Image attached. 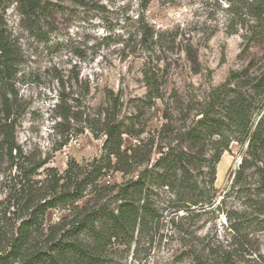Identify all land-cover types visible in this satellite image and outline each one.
Returning a JSON list of instances; mask_svg holds the SVG:
<instances>
[{
    "label": "rangeland",
    "instance_id": "374dc122",
    "mask_svg": "<svg viewBox=\"0 0 264 264\" xmlns=\"http://www.w3.org/2000/svg\"><path fill=\"white\" fill-rule=\"evenodd\" d=\"M42 1L53 14L31 21L14 1L0 0V40L11 57L7 69L0 67V131L8 107L16 145L27 162L22 167L34 168L37 185L50 169L60 175L70 160L84 169L101 156L104 137L88 126L100 107H110L108 93L119 97L118 119L135 125L136 137L122 135V150L153 141L163 146L196 120L192 106L230 74L256 78L261 73L264 48L251 40L248 0H150L144 11L141 0ZM151 86L163 99L145 103ZM178 100L179 112L174 111ZM165 124L170 133L162 138ZM1 139L0 228L9 232L19 222L8 197L17 171L1 151ZM246 147L229 145L215 167L210 201L183 220L194 236L188 244L182 245L169 224L175 214L176 219L186 215L174 213L168 205L173 197L161 190L156 193L159 224L135 233L129 250L119 254L121 264H191L186 250L198 242H230L228 227L235 222L250 240L242 264H264V216L251 201L252 171L245 173L251 174L244 186L248 193L231 189ZM153 153L150 166L157 158ZM125 178L109 172L98 184H120ZM208 180L197 178L198 184ZM83 195L78 206L90 199L88 191ZM71 215L59 207L48 210L44 229Z\"/></svg>",
    "mask_w": 264,
    "mask_h": 264
},
{
    "label": "trees",
    "instance_id": "16d2710c",
    "mask_svg": "<svg viewBox=\"0 0 264 264\" xmlns=\"http://www.w3.org/2000/svg\"><path fill=\"white\" fill-rule=\"evenodd\" d=\"M12 1L31 21L53 14L42 0ZM141 1L144 11L150 0ZM244 8L254 22L251 40L264 48V0H248ZM140 23L144 24L143 17ZM260 59L263 65L258 77L230 74L223 84L209 90L192 106L196 120L163 146L153 141L122 150V135L136 137L135 125L118 119L119 97L108 93L110 107H100L94 116L96 120H91L88 126L92 134L98 132L104 137L101 156L84 169L74 160L68 161L60 175L50 169L40 185L31 178L34 168L22 167L27 162L16 145L7 107L6 122L0 131L1 151L17 171L8 197L15 208L12 215L19 222L9 232L0 228V264H121L119 254L129 250L135 233L141 235L159 224L162 216L156 206L159 201L156 193L161 190L173 197L168 199V205L174 213H185L186 216L177 219L175 214L169 224L182 245L188 244L187 239L194 236L182 222L196 212L195 207H203L205 201H210L215 167L232 142L247 147L245 157L233 173L231 189L248 193L244 186L251 174L245 173L252 171L254 200L251 201L259 215L264 216V54ZM10 60L9 49L0 40V67L7 69ZM150 95L145 103H151L153 98L163 99L153 86ZM180 102H175L174 111H182ZM254 116L259 117L256 123ZM167 125L163 126L162 138L170 133ZM152 152L157 158L150 166ZM141 166L144 169L140 170ZM109 172H119L124 178L136 175L120 184L100 186L99 180ZM203 175L208 177V183L198 184L197 178ZM86 191L90 199L78 206ZM55 207L67 209L72 215L45 230V215ZM242 227L240 222L228 227L231 241L226 244L198 242L195 244L199 246L191 245L192 250L183 255L191 264H242L250 245L248 237L241 234Z\"/></svg>",
    "mask_w": 264,
    "mask_h": 264
}]
</instances>
